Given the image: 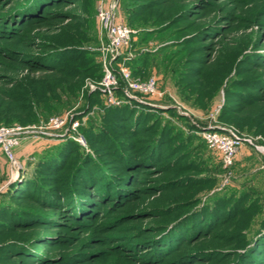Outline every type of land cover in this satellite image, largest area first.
Wrapping results in <instances>:
<instances>
[{
  "label": "trees",
  "instance_id": "1",
  "mask_svg": "<svg viewBox=\"0 0 264 264\" xmlns=\"http://www.w3.org/2000/svg\"><path fill=\"white\" fill-rule=\"evenodd\" d=\"M64 1L70 0H0V39L23 41V44L28 45L27 49L14 50L0 43V53L9 55L15 60L17 72L27 70L31 74H45L42 75L43 77L37 78L29 76L19 82L14 81L13 74L9 76L0 74V78H3L0 79V83L6 82L5 79L7 78V86L9 84L13 86L12 89L0 92V124L5 123L3 125L9 126L10 123L14 122L23 124L35 122L37 120L35 111L38 109H41V114L45 118L58 113L59 107L53 101L59 100L61 94L65 93L74 97L79 90L82 78L94 70L96 66L94 63L89 67L82 66L83 68L67 65L70 62L79 64L91 62L88 52L68 49V45L53 42L47 34L30 32V28L33 26L44 25L43 27H47V30H53L63 19L67 17L74 19L76 15L66 11L63 7H59ZM133 1L125 4L130 16H128L130 27L141 20L144 23L153 22L154 26H158L153 34L171 31L172 36H178V34L186 32H195L196 35L190 37L192 41L182 42L180 46L187 47L194 43H201L200 47L193 50L196 54L203 52V59L202 57L194 59L195 65L187 67L186 70L182 64L183 68L179 69L182 73H179L184 78L185 76L193 78V80L188 78L192 80L191 85L188 86L197 89L200 93H203L208 82H211L212 71L218 64L221 65L222 62L224 68H229L224 74L229 73V59L233 60L236 57L235 53L238 54L249 49V52L243 53L241 62L259 64V61L256 60L264 61V44L261 43L260 39L264 35L262 32L258 34L257 38L256 36L253 37L252 40L238 38L235 40L236 42L228 41L227 36H224V42L216 44L215 40L224 35L228 28L227 23L223 20L241 17L236 11L234 13L227 12L217 22L214 19L216 23H203L199 19L191 22L198 14L197 10L208 8L206 6L209 5H205L203 0H193L188 4L185 3L186 0ZM233 1L236 3L237 10L245 15L244 20L249 17L252 19L258 17L260 13L258 8L264 3V0ZM72 2L74 1L71 0ZM56 6L59 9H54ZM164 18H168L165 22H168L166 25L162 23ZM185 21L191 23L172 31L173 28ZM210 39L211 41H209ZM217 45L221 46L222 49L219 50L216 60L207 58L217 51ZM223 50L230 54V56L224 54L229 59L223 58ZM141 63L145 65L146 61L143 60ZM252 68L256 69L255 67ZM96 69L99 70V67ZM135 73L138 74V68L135 69ZM98 76L101 77L102 74L100 75L97 71L94 77L97 78ZM255 76L252 80L237 79L233 82L234 88L243 87L248 91H236L233 87L225 90L227 97L233 98L234 106L229 105L230 101L227 99V103H229L224 106L219 118L220 121L234 125L240 130H244V125L255 123V125H251V128L256 126L257 132L264 134V74H256ZM29 85L31 88L28 89ZM17 90L22 93H17ZM89 101L90 105L98 103V95L89 97ZM130 114L132 116L133 111L128 107L110 108L106 113L104 125L107 128L112 123L122 125L120 121L124 122ZM142 118L145 117L141 116L135 121H140ZM156 125L159 124L156 122ZM145 131L154 132L146 144H142L140 140L137 141V135H126L127 137L121 139L119 143L124 145V151L119 152L117 159H113L119 165L114 163L112 166H108L109 161H103L98 154L96 158L82 154L80 145L72 141H67L52 148L51 151H46L40 158L41 161L34 171V176L17 183L9 193L2 196L0 215H8L7 218L11 220L14 226L8 227L7 224L0 223V228H2L0 232L17 234L15 232L19 231V233H26L40 227L37 224L45 225L46 229L49 227H62L64 229L63 226L72 222L83 230L84 226L81 225L80 220L85 216L100 215L108 206V210L115 211L124 203H135L137 199L141 198L142 189L138 188L133 191L128 189V186H133L131 183H133L132 179L135 178V173H140L147 167L150 168V164H154L155 161L157 167L160 166L158 163H163L167 155L165 153L164 157L162 147V142L165 139L173 147L169 153H175L172 155L175 156L173 165L167 167L171 169L169 171L164 167L154 168V171H159L158 174L174 172L172 173L174 177L166 181V189L163 192L165 194L172 192L169 198L175 200L165 206L154 204V208L145 209H154V216H156L154 218H169V221L165 222L167 223L165 226L168 228L169 222L177 219L176 215L187 211L197 203L188 197L191 194L189 190L198 187L199 184L188 175L175 173L176 169L184 170L181 163L188 153H185L186 151L181 144L182 141H178L170 129L150 128ZM102 133H99V138L107 137ZM119 133L121 135L127 132ZM131 134L134 132L131 131ZM86 135L91 145L92 142L98 143L94 133L89 132ZM250 198L251 196L247 193L239 198L217 197L213 205L189 211L187 217L177 221L170 230L167 229L170 235L164 236L163 240L161 237H155L150 242L140 244L139 248L146 247L149 251L144 256L141 254L133 256V260L144 262L143 264H177L178 262L180 264H223L224 262L225 264H264V204H259L258 200ZM134 208L136 209L132 206V208L124 209L123 212H127L128 216H133L136 214L132 212ZM148 210H143L144 214L148 213L146 212ZM223 210H226L225 219L221 217L224 213ZM143 212L139 213L143 214ZM63 217L68 219L64 220ZM255 218H261V221H258L261 232L255 239L251 240L244 231H248L255 224L257 221ZM155 226L162 227L164 224L156 223ZM236 227L238 229L231 232ZM55 232H39L33 238L29 235H21L23 240L20 238L13 239L5 247L3 246L4 250L1 252H8L12 256V252L23 249L25 251L21 250L20 252L24 253L17 254L15 257L25 256L32 259V262L19 261L16 264H47L45 259L52 258L53 255L42 246L49 244L48 241L52 240V242L57 243L56 239L62 238L60 234ZM180 241L182 242L180 247L172 250V247H176ZM136 245H132L133 247L128 245V251L135 250ZM235 245L245 246V249L243 248L245 252L237 254L236 251L232 250L234 252H229L231 255L222 252L225 250L222 247L233 248ZM119 246L113 252L100 253L97 255L98 257H95L98 259L93 262H96L95 264H129L127 262L129 255L123 252L127 247ZM175 251H177V256L175 255L176 258L172 259L173 255H168V253ZM75 253L66 256V261L59 262V264H72L75 260V264H87L88 258H94L95 251ZM71 257L74 258L71 259ZM111 258L112 260H110Z\"/></svg>",
  "mask_w": 264,
  "mask_h": 264
},
{
  "label": "rangeland",
  "instance_id": "2",
  "mask_svg": "<svg viewBox=\"0 0 264 264\" xmlns=\"http://www.w3.org/2000/svg\"><path fill=\"white\" fill-rule=\"evenodd\" d=\"M73 1L72 3L71 0L68 2L64 1L59 7H63V9L71 12L78 18L75 17L72 19L67 17L53 30H47V27H43L44 25L33 26L30 28V32L33 34H47L53 42L68 45V49H78L89 53L91 62L89 61L84 64L70 62L67 64L70 67H89L92 63L96 64V66L94 70H91L89 74L82 78L79 90L74 97L69 93H65L61 94L59 100L53 101V103L59 107L58 113L45 118L41 114V109H38L35 111L37 117L35 122H25L24 124L14 122L10 123L9 126L3 125L5 123L0 124V128H21L22 131L25 132L21 135L19 145L13 150L15 162L11 160L0 147V205H2L3 201L2 196L9 193L17 183H21L24 179L34 176V171L41 161L40 158L46 151H51L52 148L67 141H72L80 145L82 154L92 156V158H96L98 154L103 161H109L108 166H112L115 163L113 159H117L119 152L124 151V145L122 146V144L119 143L121 139L127 137L126 135H137V141L140 140L142 144H146V142L151 139V134L154 133L145 131L150 128L170 129L172 135H176V138H178L177 140L182 141L181 144L186 151L185 153L188 154L184 156L185 158L181 163L184 170L180 171L176 169L175 173L177 175H188L194 178L196 183L199 184L198 187L189 190L191 194L188 197L191 201H197V203L193 206L191 205L192 207L187 211L180 212L176 215L177 219L169 222L168 228L165 222L169 221V218H154L156 217L154 216V209H145L154 208V204L165 206L175 200L169 198L172 192L166 194L163 192L166 189V181L174 177V174H172L174 172L158 174L159 171H154V168H167L173 165L172 162L175 156L173 157L172 155H175V153H169L173 147L165 139L164 142H162V147L164 157L166 154L167 155L163 163H158L160 166L157 167V162L155 161L154 164H150V168L147 167V169H144L140 173H135V178L132 179L133 183H131L133 186H128V189H132L133 191L138 188L142 189L140 194L141 198L137 199L135 203H124L125 205L122 204L119 208H116L115 211L108 210V206L104 208V212L100 215L85 216V218L80 220L81 225L84 226L83 230L80 229V226L77 227L76 224L72 222L63 226L64 229H62V227H49L46 229L45 225L37 224L40 227L26 233H19V231L15 232L17 234L10 232L5 233V231L0 232V264H16L19 261L26 263H29V261L32 262V259L25 256L15 257L17 254L24 253L20 252L23 249H17V252H12V256H10L8 252L1 251H3L5 245L9 244L8 242H12L13 239L20 238L23 240L21 238L23 236L21 235H29V237L33 238L35 234L37 235L39 232L43 233L44 231H51V233L57 231L55 233L62 236V238H58L60 240L56 239V241H58L57 243L52 242V240L48 241L49 244H44L42 246L48 249L49 253L54 256L45 259L47 264H59V262L66 261V256H71V254L75 252V254H78L80 251H86L87 253V251L91 250L95 251L94 258H88L87 264H95L96 262L93 261L98 259H95V257H98L97 255L100 253L113 252L116 248L120 247L119 245L127 247L123 252L129 255L128 260L126 259L129 264H143L144 262H135L132 258L137 254L144 256L148 253L149 249L146 247L139 248L140 244L150 242L155 237H161V240H163L162 238L164 236L170 235L167 229L170 230L177 221L187 217L189 211L201 209L207 205H213L217 197L226 196L230 198H239L244 193H247L251 196L250 199L258 200L259 204H264V134L257 132L256 126L251 128V125H255V123L244 125V130H240L234 125L220 121L219 118L222 109L229 103H227V99L230 101L229 105L234 106L233 98H228L225 90L233 87L236 91H248L243 87L234 88L233 82L237 79L252 80L256 77V74L263 75L264 61L256 60L259 61V64L255 62H250L248 64L241 62L243 55L249 52V49L238 54L235 53L236 57L233 58V60L225 56L224 54L226 52L223 50V58H228L230 60L228 64L230 65L229 73L224 74L229 68H224L222 62L221 65L218 64L212 71L211 82H208L204 92L200 93L197 89L188 86L191 85L193 78H190V76L188 78L192 80L188 79L186 76L184 78L180 74L182 71H179L182 64H184L186 70L187 67L195 65L193 63V61H195L194 59H200L201 57L203 59V52L196 54L194 52L195 50H193L196 47H200L201 43H194L187 47L183 45L180 46L182 42L187 40L192 41L190 37L195 36V32H186L184 34H178V36H172L171 31L153 34V31H155L158 26H154L153 22L144 23L140 20L137 24L131 25L130 27L135 31L131 45L123 51L121 59L114 61L108 67V70L115 75L116 81H118V84L113 87V100L116 101L117 104H112L110 97L107 96V90L104 87L107 82V77L100 53V47L104 41L98 19V7L100 6L101 0ZM191 1L193 0H186L185 3L188 4ZM203 1L205 5H209L206 6L208 8L197 10L198 14L195 15L191 22L199 19V21L203 23H216L221 16L223 17V15L227 14L229 11L233 13L236 11L238 15H241V17H236L233 20H223L227 23L228 28L225 34L223 33L224 35H221V37L223 36L222 38L219 37V39L215 40L216 44L224 42V36H227L228 41H235L238 38L252 40L255 36L257 38L259 33L262 32V34H264V3L258 8V11H260V13L258 12V17L252 19L248 16L249 18H245L247 20H244L245 15L237 10L238 8L233 0ZM128 2L134 1L119 0L118 21L130 26L128 10L125 7V4ZM57 7L58 6L54 9H59ZM133 16L134 14L132 17ZM214 19L216 22H214ZM163 20L162 23H165L168 18H164ZM191 22H182L177 27L173 28L172 31L188 23L190 24ZM166 24H168V22L164 25ZM260 39L262 41L261 43L264 44V35L260 37ZM209 41H211V39ZM0 43L14 50H24L28 48L26 43L23 44V41L18 40L11 41L8 39H0ZM219 45L216 46L217 51L212 53L211 57L207 58L216 60L219 50L222 49ZM227 55L230 56V54ZM8 56L9 55L0 53V74H6L8 76L13 74V79L16 82L23 81L29 76L31 78H37L45 75L44 73L31 74V72L27 70L17 72V63L11 56ZM123 57L125 58L124 61L122 59ZM143 60L146 61L145 65L141 63ZM122 63H125V65L130 68L133 80L137 82L145 83L150 79H155L161 96H148L140 92H133L127 96L124 95L122 90L125 85L120 75ZM96 67H99V70H97ZM137 68L138 74L135 73V69L137 70ZM97 71L100 75L102 74L101 77L98 76L100 79L94 77ZM5 81L4 83H0V92L12 89L13 87L12 84L7 86V78ZM29 88H31L30 85L28 89ZM17 93L21 94L22 92L17 90ZM95 95H98V103L90 105L89 97H94ZM123 107H128L132 110V116L130 114L128 119H125L124 122L120 121L122 125H114L112 123L107 128L104 125L107 111L110 108L121 109ZM141 116L145 118H142L140 121H135ZM54 117H68L66 125H64L61 130L49 129V125H45ZM76 121L80 125L74 129L73 122ZM156 122L159 125H156ZM227 130L233 132L242 140V145L238 151L235 164L231 169H226L223 166L219 154L210 149L203 138V133L205 131L225 132ZM124 131L128 134L122 133L120 135L119 132ZM131 131L134 132V134H131ZM89 132L97 136L96 139L98 143L92 142V145L90 144L86 135ZM99 133L105 134L108 138H99ZM80 140L82 142H80ZM115 164H118V162ZM169 170L171 169L167 168V171ZM100 171L104 172L102 169H100ZM128 195L130 196L131 194L129 193ZM132 206L136 207V209L134 208L132 211L136 214L128 216L127 212H123L124 209L132 208ZM143 210H148L146 211L148 213L144 214ZM139 212H143V214ZM57 215L62 216L63 214ZM225 216H227L226 210L222 213L221 217L225 219ZM7 217L9 216L0 215V223L7 224L8 227L14 226ZM63 219L65 220L68 218L63 217ZM256 219L257 221L255 224L250 227L248 231H244L245 235L251 240L255 239L261 232V228L258 224L261 218H255V220ZM156 223H162L164 226L157 227L155 226ZM236 229L238 228H233L231 232H234ZM134 244H137L135 247L136 252H134L135 250L128 251V245L133 247ZM181 244L182 242L180 241L178 243L179 246L172 247V250L179 248ZM244 247L243 245H235L233 248L222 247L225 249L222 250V252L231 255V252L236 251V253L239 254L245 252ZM176 253L177 251L170 254L168 253V255H173V259L176 258ZM73 258L74 257H71V259ZM110 260H112V258ZM75 263L76 260L72 264ZM177 264L180 263L178 262ZM223 264H225V262Z\"/></svg>",
  "mask_w": 264,
  "mask_h": 264
},
{
  "label": "built area",
  "instance_id": "3",
  "mask_svg": "<svg viewBox=\"0 0 264 264\" xmlns=\"http://www.w3.org/2000/svg\"><path fill=\"white\" fill-rule=\"evenodd\" d=\"M118 8L119 0H101L100 6L98 7L100 30L104 37V41L100 47L101 61L106 69L107 77V82L104 87L107 90V96L110 97L112 104H117V102L113 100V87L118 84V81H116L115 75L108 70V67L114 61L121 59L123 51L131 45L132 38L135 34V31L130 28V26L118 21ZM122 59L123 61L125 60L124 57ZM120 75L125 85L122 90L124 95L127 96L133 92H140L148 96H161L155 79H150L145 83L133 80L132 71L125 63H122ZM67 121L68 117H54L45 125H49V129L61 130V128L66 125ZM79 125L77 121L73 122L74 129ZM24 133L25 132H23L21 128H0V147L13 161V150L19 145L21 135ZM203 138L210 149L219 154L223 166L226 169H231L235 164L238 151L242 145V140L228 130L225 132L205 131L203 133ZM80 142L82 141L80 140Z\"/></svg>",
  "mask_w": 264,
  "mask_h": 264
}]
</instances>
